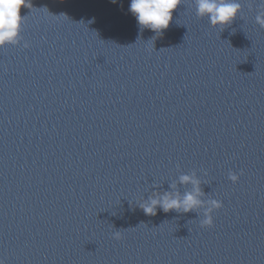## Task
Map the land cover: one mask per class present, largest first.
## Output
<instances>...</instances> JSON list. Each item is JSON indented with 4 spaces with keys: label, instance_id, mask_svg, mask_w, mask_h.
<instances>
[{
    "label": "water",
    "instance_id": "1",
    "mask_svg": "<svg viewBox=\"0 0 264 264\" xmlns=\"http://www.w3.org/2000/svg\"><path fill=\"white\" fill-rule=\"evenodd\" d=\"M31 2L0 47L4 264H264V0L223 29L184 0L159 36L131 0ZM193 170L213 226L138 206Z\"/></svg>",
    "mask_w": 264,
    "mask_h": 264
},
{
    "label": "clouds",
    "instance_id": "2",
    "mask_svg": "<svg viewBox=\"0 0 264 264\" xmlns=\"http://www.w3.org/2000/svg\"><path fill=\"white\" fill-rule=\"evenodd\" d=\"M181 4H184V0H131L129 10L135 15L141 30L149 28L159 36L169 27L173 20V11ZM195 5L198 17H208L213 27L220 26L222 29L232 24L243 9L239 0H195ZM22 7L34 8L31 0H0V47L7 44H19L23 39L22 32L27 15H21ZM258 7L260 10L255 20L264 27V3ZM24 47H28L27 42ZM203 171L207 175V170ZM243 173V169L239 173L230 170L228 178L235 183L239 181ZM178 181L179 184L191 185L190 190L180 192L177 184L171 183L170 190L160 191L159 185H154L158 190L141 201L138 206L146 215L152 216L157 214L158 207L166 213L172 210L178 213L195 211L200 215L202 212L203 218L200 219V225L213 226L215 223L213 213L224 206L223 201L210 196L205 198L207 193L201 187L204 182L195 170L191 173H182ZM113 236L121 239L122 231H115ZM0 264H4L2 259Z\"/></svg>",
    "mask_w": 264,
    "mask_h": 264
}]
</instances>
